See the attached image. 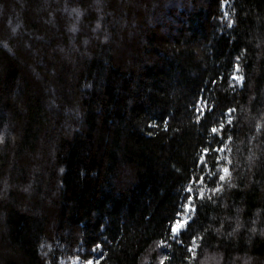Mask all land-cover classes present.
Returning a JSON list of instances; mask_svg holds the SVG:
<instances>
[{
    "label": "trees",
    "instance_id": "16d2710c",
    "mask_svg": "<svg viewBox=\"0 0 264 264\" xmlns=\"http://www.w3.org/2000/svg\"><path fill=\"white\" fill-rule=\"evenodd\" d=\"M88 261L264 264V0H0V264Z\"/></svg>",
    "mask_w": 264,
    "mask_h": 264
},
{
    "label": "snow or ice",
    "instance_id": "6c2138e0",
    "mask_svg": "<svg viewBox=\"0 0 264 264\" xmlns=\"http://www.w3.org/2000/svg\"><path fill=\"white\" fill-rule=\"evenodd\" d=\"M235 79H242L241 77H234ZM230 111H233L230 109ZM218 131L217 128H213L212 129V132L213 133H216ZM208 152V149H205V153ZM225 173L228 172V169L225 168L223 170ZM224 176H220V180H224ZM192 189H189V192H191ZM216 191H219V189H216ZM201 198H203V193H201ZM187 207L189 208V210L191 211V205H187ZM188 225V221L187 220H184L183 222L181 221H177L175 225H173L172 227V233H173V236L174 238H178L180 235H181V229L185 228L186 226ZM193 243H195V241H193ZM97 247H99V245H97ZM189 251H191V249H189ZM88 264H92L91 261H88Z\"/></svg>",
    "mask_w": 264,
    "mask_h": 264
}]
</instances>
